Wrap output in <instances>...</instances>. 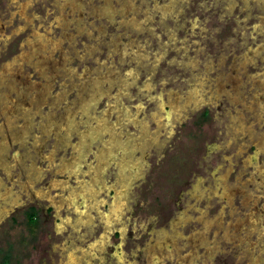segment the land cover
Masks as SVG:
<instances>
[{
	"label": "rangeland",
	"instance_id": "obj_1",
	"mask_svg": "<svg viewBox=\"0 0 264 264\" xmlns=\"http://www.w3.org/2000/svg\"><path fill=\"white\" fill-rule=\"evenodd\" d=\"M262 44L264 0H0V260L264 264Z\"/></svg>",
	"mask_w": 264,
	"mask_h": 264
},
{
	"label": "trees",
	"instance_id": "obj_2",
	"mask_svg": "<svg viewBox=\"0 0 264 264\" xmlns=\"http://www.w3.org/2000/svg\"><path fill=\"white\" fill-rule=\"evenodd\" d=\"M35 212L36 211L34 209H31L28 214H30V217H31L33 214H35ZM9 258H10V256H9L8 252L3 253L2 259L0 260V264H11Z\"/></svg>",
	"mask_w": 264,
	"mask_h": 264
},
{
	"label": "flooded vegetation",
	"instance_id": "obj_3",
	"mask_svg": "<svg viewBox=\"0 0 264 264\" xmlns=\"http://www.w3.org/2000/svg\"><path fill=\"white\" fill-rule=\"evenodd\" d=\"M261 47H264V44H262ZM152 249H153V248L151 247V248H149V249L147 250V251H148V254L151 253V251H154V249H153V250H152ZM151 254H153V252H152Z\"/></svg>",
	"mask_w": 264,
	"mask_h": 264
},
{
	"label": "snow or ice",
	"instance_id": "obj_4",
	"mask_svg": "<svg viewBox=\"0 0 264 264\" xmlns=\"http://www.w3.org/2000/svg\"><path fill=\"white\" fill-rule=\"evenodd\" d=\"M196 26H197V22L194 21V23H193V29H195Z\"/></svg>",
	"mask_w": 264,
	"mask_h": 264
},
{
	"label": "bare ground",
	"instance_id": "obj_5",
	"mask_svg": "<svg viewBox=\"0 0 264 264\" xmlns=\"http://www.w3.org/2000/svg\"><path fill=\"white\" fill-rule=\"evenodd\" d=\"M44 52V51H43ZM48 69V68H47ZM18 77V76H17ZM10 108V107H9ZM9 108H8V110H9ZM111 134V133H110ZM85 137V136H84ZM79 139V138H78ZM87 139V138H86ZM133 169V168H132Z\"/></svg>",
	"mask_w": 264,
	"mask_h": 264
}]
</instances>
